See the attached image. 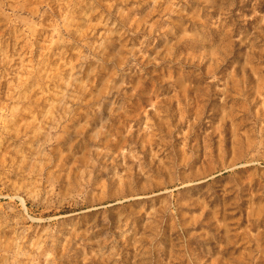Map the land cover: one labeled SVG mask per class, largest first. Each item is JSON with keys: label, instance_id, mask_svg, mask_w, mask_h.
Masks as SVG:
<instances>
[{"label": "rangeland", "instance_id": "1", "mask_svg": "<svg viewBox=\"0 0 264 264\" xmlns=\"http://www.w3.org/2000/svg\"><path fill=\"white\" fill-rule=\"evenodd\" d=\"M0 264H264V0H0Z\"/></svg>", "mask_w": 264, "mask_h": 264}]
</instances>
